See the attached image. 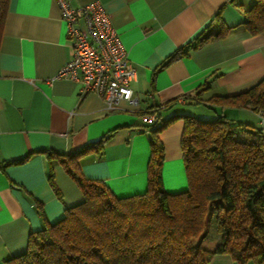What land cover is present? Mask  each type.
<instances>
[{
    "label": "crops",
    "instance_id": "0c3cea01",
    "mask_svg": "<svg viewBox=\"0 0 264 264\" xmlns=\"http://www.w3.org/2000/svg\"><path fill=\"white\" fill-rule=\"evenodd\" d=\"M255 1L71 0L74 8L101 4L136 71L131 89L140 108L108 110L96 94L81 97L78 83L57 77L74 50L56 1L10 0L0 39V264L23 254L32 234L83 200L63 167L38 152L68 155L105 137L98 151L80 158L82 175L116 197L142 194L150 157L143 116L150 108L177 100L160 111L162 121L195 117V107L202 106L194 103L198 90V99L208 100L242 93L264 79V32L250 35L244 26V12ZM221 24L223 37L194 48ZM174 53L182 56L162 68ZM211 111L214 116L200 114L216 118ZM223 112L237 122L259 123L247 110ZM181 117L160 134L167 193L187 188ZM209 264L236 263L224 254Z\"/></svg>",
    "mask_w": 264,
    "mask_h": 264
},
{
    "label": "trees",
    "instance_id": "16d2710c",
    "mask_svg": "<svg viewBox=\"0 0 264 264\" xmlns=\"http://www.w3.org/2000/svg\"><path fill=\"white\" fill-rule=\"evenodd\" d=\"M9 2L0 0V39ZM220 13L214 18L220 19ZM244 16L250 35L264 32V0H256ZM225 31L221 24L194 48L223 37ZM181 56L174 53L162 68ZM199 91L194 103L217 112L215 119L185 115L162 121L160 111L177 100L144 114H154L156 120L143 127L150 157L142 194L116 197L100 181L82 175L80 158L98 151L105 137L68 155L38 152L63 167L83 200L65 210L60 221L32 234L26 251L7 264H209L224 254L236 264H264V79L232 96L202 100ZM225 109L247 110L259 123L229 119ZM178 117L184 123L180 144L187 188L167 193L160 134ZM52 166L50 162L49 180L57 192Z\"/></svg>",
    "mask_w": 264,
    "mask_h": 264
},
{
    "label": "built area",
    "instance_id": "2783aa9c",
    "mask_svg": "<svg viewBox=\"0 0 264 264\" xmlns=\"http://www.w3.org/2000/svg\"><path fill=\"white\" fill-rule=\"evenodd\" d=\"M55 1L74 50L73 58L60 69L57 77L78 83L81 97L96 94L108 110H116L121 104L138 110L140 100L131 89L136 71L101 4L94 2L74 8L71 0ZM143 120L151 124L156 118L148 114ZM260 120L264 122V114H260Z\"/></svg>",
    "mask_w": 264,
    "mask_h": 264
},
{
    "label": "rangeland",
    "instance_id": "374dc122",
    "mask_svg": "<svg viewBox=\"0 0 264 264\" xmlns=\"http://www.w3.org/2000/svg\"><path fill=\"white\" fill-rule=\"evenodd\" d=\"M195 110H196V112H198L197 113V116H195L196 118H198V119H203V120H209V119H211V118H207V116H202L201 114H200V112H204V113H209V115L210 114H212L211 112V110L210 109H208L207 107H204V106H197V107H195ZM213 115V114H212ZM214 116V115H213ZM214 118V117H213ZM212 118V119H213ZM215 119V118H214ZM247 123V125H250V126H254V124H252V123H249V122H246ZM210 235H211V233H210ZM251 264V263H250Z\"/></svg>",
    "mask_w": 264,
    "mask_h": 264
}]
</instances>
